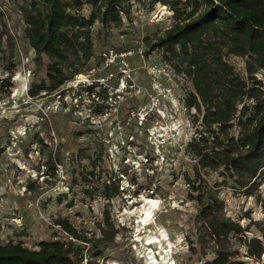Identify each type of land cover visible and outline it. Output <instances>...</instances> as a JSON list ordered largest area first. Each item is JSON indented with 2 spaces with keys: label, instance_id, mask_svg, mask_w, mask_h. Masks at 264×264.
<instances>
[{
  "label": "rangeland",
  "instance_id": "374dc122",
  "mask_svg": "<svg viewBox=\"0 0 264 264\" xmlns=\"http://www.w3.org/2000/svg\"><path fill=\"white\" fill-rule=\"evenodd\" d=\"M28 2L0 0L14 37L12 51L0 47V243L37 250L40 241L69 239L56 225L66 218L88 238L100 235L99 223L107 234L115 231L114 240L99 247L101 255L92 256V245L85 246L78 264L86 258L96 264H152L149 256L158 263L165 257L171 264L210 260L213 241L198 239L197 205L188 199L184 180L185 174L195 178V161L185 149L193 110L185 111L182 104L191 84L156 51L143 54L142 39L172 24L170 6L131 0L119 28L108 32L95 23V65L59 90L31 98L27 89L46 79L47 59L36 62L24 37L18 10ZM89 12L87 5L80 10ZM229 61L244 67L237 57ZM257 76L264 79V72ZM202 177L210 185L221 180L210 171ZM108 180L117 181L120 192L110 200L103 196ZM217 191L226 217L249 224L245 236L260 237L264 182L251 196L228 185ZM149 200L156 201L150 226L136 232L141 222L135 211L150 205ZM152 233L158 242L145 245ZM238 239L231 236L228 247L238 250L245 264H264V255L257 261L245 257Z\"/></svg>",
  "mask_w": 264,
  "mask_h": 264
},
{
  "label": "trees",
  "instance_id": "16d2710c",
  "mask_svg": "<svg viewBox=\"0 0 264 264\" xmlns=\"http://www.w3.org/2000/svg\"><path fill=\"white\" fill-rule=\"evenodd\" d=\"M130 1L29 0L21 6L18 12L24 37L34 51V60L41 63L47 59L46 79L30 84L28 96L55 92L69 78L95 65L94 24L108 32L119 28L121 14H127ZM149 1L170 6L173 22L160 35L142 39L143 54L156 51L191 84L182 104L185 111L193 110V132L185 149L195 161V178L185 174L184 180L189 186L188 199L197 205L198 239L201 242L206 236L213 241V257L204 264H245L239 251L228 247L231 236L239 237L245 257L260 260L264 255V227L259 229L260 237L245 236L249 224L242 226L226 217L217 190L228 185L235 192L251 196L264 182V79L257 76L264 72V0ZM84 5L90 7L88 15L80 13ZM6 17L0 5V47L12 51L14 37ZM231 56L244 62L242 70L230 63ZM5 80L8 77L1 83ZM95 86L98 84L89 85L88 93ZM93 95L99 99L97 93ZM91 104L102 106L94 101ZM99 112L102 110L94 111ZM209 171L216 172L221 180L210 185L202 177ZM103 187L106 200L120 193L115 180H108ZM56 225L69 239L40 241L37 250L0 243V264H78L83 261L85 246L92 245V256H99V247L114 240L115 231L107 234L100 223V235L90 238L66 218ZM85 264L96 263L86 260Z\"/></svg>",
  "mask_w": 264,
  "mask_h": 264
},
{
  "label": "bare ground",
  "instance_id": "6f19581e",
  "mask_svg": "<svg viewBox=\"0 0 264 264\" xmlns=\"http://www.w3.org/2000/svg\"><path fill=\"white\" fill-rule=\"evenodd\" d=\"M147 202H149L150 205H147V207L142 205V207L140 208L139 211H135V213L139 214L138 215L140 217L139 222H141L140 227H139V225H137L138 228H137L136 232L142 231L144 233L146 231V228L150 226V223H151L150 221L152 220V216H151L152 215V209L155 208L156 201L149 200ZM132 213H134V211ZM145 225H147V226H145ZM161 236H163V239L165 238L164 233H161ZM138 239L139 238H137V240ZM146 240H147V243L145 245H150V244H154V243L158 242V239H156V237L153 235V233L148 235ZM166 253L168 254V250L166 251ZM148 258L151 259L152 262H150V263H152V264H155V263L156 264H171L170 259H166L165 257L161 258L159 263L156 262L152 256L151 257L149 256Z\"/></svg>",
  "mask_w": 264,
  "mask_h": 264
},
{
  "label": "built area",
  "instance_id": "2783aa9c",
  "mask_svg": "<svg viewBox=\"0 0 264 264\" xmlns=\"http://www.w3.org/2000/svg\"><path fill=\"white\" fill-rule=\"evenodd\" d=\"M111 52H112V51H111ZM106 54H107V53L104 52V53H103V56H106ZM85 262H86V259L84 260V264H85Z\"/></svg>",
  "mask_w": 264,
  "mask_h": 264
}]
</instances>
